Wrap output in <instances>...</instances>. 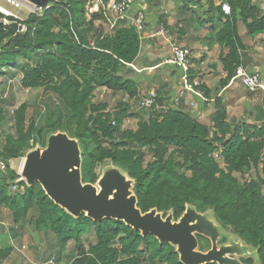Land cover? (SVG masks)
Wrapping results in <instances>:
<instances>
[{
  "label": "trees",
  "instance_id": "trees-1",
  "mask_svg": "<svg viewBox=\"0 0 264 264\" xmlns=\"http://www.w3.org/2000/svg\"><path fill=\"white\" fill-rule=\"evenodd\" d=\"M89 1L48 2L42 12L20 21L0 13V75L6 70L10 77L20 76L22 89L43 90L29 119L26 103L12 110L11 132L0 148V161L6 165L0 172V206L11 211L13 224L29 218L36 230L51 233L60 250L73 242L75 254L69 264H181L169 244H159L150 235L141 237L122 222L96 223L83 214L71 217L36 182L30 187L20 182L23 192L11 195L19 175L8 167L10 161L22 159L36 144L44 148L46 142H42L49 135L66 132L79 142L83 183H95L99 166L116 165L135 181L133 191L142 213L152 208L163 213L172 210L176 220L185 204L198 212L211 209L221 226L257 250L264 264V125L228 123L225 106L216 99L210 127L188 116L181 105L166 109V94L156 90L161 106L156 99L147 122H138L134 130L122 129L125 117L134 115L128 112V103L119 102L108 112L105 103H94L92 98L98 88L124 93L128 99L138 96V85L124 75L139 54L140 35L127 20L111 34L89 37L91 24L105 19L100 10L86 19L84 8ZM181 1L185 8L200 5V0ZM253 1L219 0L215 5L207 0L199 18L211 24L212 37L228 50L220 58L227 74L223 85L239 67L238 20L250 36L264 34V11ZM223 4L229 7L228 15L222 11ZM3 18L11 24H2ZM159 21L166 25L162 18ZM19 25L26 28L24 33L18 32ZM192 74L190 69L191 83ZM196 90L209 99L204 85ZM251 169L256 179L243 180ZM10 231L14 236L15 231ZM90 231L93 240L85 247L82 235ZM199 239V249L206 250L208 241ZM11 252V247L0 248V264ZM54 254L58 256L59 251ZM241 261L253 263L250 258ZM54 263L61 264L59 259Z\"/></svg>",
  "mask_w": 264,
  "mask_h": 264
},
{
  "label": "rangeland",
  "instance_id": "rangeland-1",
  "mask_svg": "<svg viewBox=\"0 0 264 264\" xmlns=\"http://www.w3.org/2000/svg\"><path fill=\"white\" fill-rule=\"evenodd\" d=\"M62 1L63 0H60L58 3ZM18 2H21L24 5L22 1ZM49 2L56 3L54 1ZM137 2L138 0H134L131 8H136L138 6ZM213 2L215 5L220 4L219 0H213ZM253 2L259 5L264 11V0H254ZM143 4L145 7L144 15H146V12H151L150 17L154 22V29H151V31L148 29L151 28L150 23L146 22L145 24V31L147 29L149 32L148 35H153L159 30V24L161 22L159 21L158 15L165 14L166 12L169 19L166 20V25L164 26H166L165 29L168 31V33H165L164 37L170 36L172 40L176 39L177 41H183L179 42L182 45H184V40H187L189 43V45L184 46L187 47L192 54L191 65L193 66L194 64V67H191L193 72L192 82L198 78V74L202 73V65H198L201 61L199 62V60L195 59L196 56L201 59V54H206V52H208V54L211 56L210 62L214 64V68H216V66L220 67L219 61H221V55L226 54L228 50L226 48H220L216 40L212 37L214 30H211L212 27H210L209 23L199 22V18L203 17V12H205L207 9V0H200V5L194 6L190 4L187 6V8L183 7L181 0H143ZM104 6V0H91L85 5V15L88 21L91 18V13L98 10H100L101 15L105 17L104 20L94 21L91 24V29L89 28L88 32L89 37L91 38H94V36L100 34L101 32L111 34L116 29V27H111L110 19L104 10ZM0 7L4 8L8 13H10V18H13L15 21L26 20L32 13L31 11L28 12L25 7H15L13 4L7 3L5 0H0ZM39 8L38 12H40L43 7ZM3 19L1 20L2 24H11V21H9L7 18H5V20ZM25 30V27L22 28L20 33H24ZM237 30L239 32L238 35L245 34L247 31V28L242 20H238ZM260 35L258 38L263 37ZM256 36L257 35H255V37ZM161 39L163 41L162 46L157 47L153 46L152 39H146L148 40V45H150V48L154 50L155 57L145 55L141 61V64H137L138 67L153 65V60L156 59L160 61L163 60V58H170V45L166 44L164 38ZM172 40L171 42H173ZM177 41L176 43H178ZM193 41H195V43ZM250 42L252 43L253 40ZM204 48L206 51L201 52V49ZM220 50L223 51L220 53ZM3 71V75H0V148L2 147L4 136L11 132L12 122L10 120V116L12 114V110L18 107L20 104L26 103L29 107L26 117L29 119L32 115L34 107L36 104H39L43 95V90L41 88L26 92L20 87L19 75L10 77V75L6 73V70ZM132 74L124 76L128 77L132 81H135V83L139 86L138 96L128 99L124 93L112 92L105 88H98L95 89L92 98V102L94 103H105L107 105L108 112L114 111L116 104L119 102L121 103L122 101H126L128 103V112L134 115L132 117H125L122 129L134 130L136 129L138 122H147L150 114L153 111L152 109H140L139 101L141 96L151 94L158 88L160 89V93L164 90L167 96V105L165 106L166 109L167 107L179 108V105H182V108L180 109L195 121L210 127L212 126L210 116L215 111L214 102L211 103L212 110H209L205 114L207 119L199 116L197 112L194 114V111L199 108V104H194L193 100H191V97L188 98L189 95L187 94H185L178 101V103L175 104L174 100L179 98V92L181 91V72L177 67L164 64V67H161L160 69L143 71L141 73L134 71ZM192 98H195V96L192 95ZM196 98L198 100L200 99L198 97ZM185 99H189L187 105H185ZM45 142L46 139L42 142V144ZM214 157H216V159L220 162L217 154H214ZM21 162V159L11 160L9 167L18 173L22 164ZM102 168V166H99L96 172L101 174ZM258 175L262 176V173L258 172ZM235 176L238 179L242 178L243 180L249 178L256 179L253 169L248 170L241 178L238 174ZM12 194L13 193L11 192V195ZM28 220L29 218L21 221L20 224H13L11 211L6 208V206H0V248H12L10 256L6 260L2 261L1 264H48L50 259L53 262L54 260L57 261L59 259L61 264H69L75 254V244L73 242H69L62 250H60L51 233H45L36 230L33 226V223H29ZM10 229L15 231L14 236ZM82 238L84 246L87 247V243L93 240V231H90L88 234H83ZM58 251L59 254L57 256L54 253H57ZM53 256L55 259H52Z\"/></svg>",
  "mask_w": 264,
  "mask_h": 264
},
{
  "label": "water",
  "instance_id": "water-1",
  "mask_svg": "<svg viewBox=\"0 0 264 264\" xmlns=\"http://www.w3.org/2000/svg\"><path fill=\"white\" fill-rule=\"evenodd\" d=\"M26 1L44 7L60 0ZM157 101L161 106V99ZM81 167L78 140L57 131L47 137L44 148L36 144L25 153L18 175L28 187L38 183L45 196L73 218L83 214L96 223L119 221L141 237L150 235L159 244H169L181 264H244L241 260L249 258L260 264L257 250L221 226L211 209L198 212L185 204L176 220L172 210L142 213L133 191L135 181L123 169L105 164L92 184L82 182ZM198 238L208 241L207 250L199 249Z\"/></svg>",
  "mask_w": 264,
  "mask_h": 264
},
{
  "label": "crops",
  "instance_id": "crops-1",
  "mask_svg": "<svg viewBox=\"0 0 264 264\" xmlns=\"http://www.w3.org/2000/svg\"><path fill=\"white\" fill-rule=\"evenodd\" d=\"M138 6L136 8H131L128 17L129 20H131L134 15L138 12H145V7L143 4V0H138ZM145 14V13H144ZM151 12H146V22L150 23V29H154V22L153 19L150 17ZM158 18H162L164 22L166 23V20L169 19L166 12L165 14H159ZM127 23V22H126ZM168 25V24H167ZM211 27V24H210ZM148 31L144 32V39L141 40L140 50L137 58L134 60L132 64L127 67L129 69V72L127 75L132 74L134 71L137 73H141L143 71H149L154 69H160L161 67H164V61L168 59L163 58V60L158 61L153 60V65H145L142 67H138L137 64H141L142 59L145 55L153 56L155 57L154 50L150 48V45H148ZM237 33L238 30H237ZM259 35L255 36H249L247 31L245 34L239 35L240 41H241V48H238V54H239V67H242L246 72L248 73H259L262 79V83L264 86V35L262 38H258ZM183 37V36H182ZM164 38V41L166 44L170 45H180L182 47H185L184 45H189L187 40H184V45L180 44L179 42L183 41H177L176 39L172 40L169 37H162L160 36H154L152 39L153 46H162V39ZM184 38V37H183ZM196 38V37H195ZM256 38V39H255ZM259 39V40H258ZM171 40L173 42H171ZM253 40L251 43L250 41ZM176 41L178 43H176ZM195 43V41H193ZM193 44V43H191ZM216 47V46H215ZM187 48V47H186ZM188 49V48H187ZM202 51H206L205 48L201 49ZM223 51V50H222ZM220 50V53L222 52ZM201 59L196 56L195 59L199 60L198 65H202L201 71L202 73L198 74V82L202 85H204L209 91H210V97L209 99L203 97L199 100L196 98H192V95H189L191 97V100H193L194 104H199V108H197L196 111H194V114L197 112V114L205 119V114L212 110V104L216 99H219L222 101L223 105L225 106V112H226V121L230 124H238L241 122H245L249 125H255V126H262L264 125V90H257L255 92H251L247 90L246 88L242 87L238 81H232L231 79L228 81L227 84H221V82L226 78V72L223 70V66L221 61H219L220 67L216 66L214 68V64L210 62V54L206 52V54H201ZM159 59V58H158ZM146 62V61H144ZM210 62V63H209ZM134 70H133V68ZM191 67H194L191 65ZM199 70V69H198ZM133 71V72H131ZM134 75V74H132ZM139 89V86H138ZM156 90H160L159 88ZM163 93L165 94L164 90ZM146 95V94H145ZM189 99H185V105H187V102ZM182 106V105H181Z\"/></svg>",
  "mask_w": 264,
  "mask_h": 264
},
{
  "label": "built area",
  "instance_id": "built-area-1",
  "mask_svg": "<svg viewBox=\"0 0 264 264\" xmlns=\"http://www.w3.org/2000/svg\"><path fill=\"white\" fill-rule=\"evenodd\" d=\"M5 1L7 3L13 4L15 7H19V6L25 7V9L28 12L29 11L32 12L31 14L37 13L39 11L38 10L39 7H34L29 2H24L23 0H18V1H22L24 5L21 2H18L17 0H5ZM133 1L134 0H107L104 6V10L106 11V14L108 15L110 19V24L112 28H115L116 26H118L120 22L128 20L134 26L136 32L140 35V39L143 40L145 37L142 36V32L145 29V23H146V17L144 13L143 12L136 13L131 20H129V17H128V13L131 9V5L133 4ZM47 5L48 3L43 8H45ZM222 11L226 15H228L230 12L228 5L223 4ZM1 13L5 17L7 16L10 17V13H8L7 11H5V13L3 12ZM22 28H24V26L19 25L18 32H20ZM165 33H168V31L165 29L163 24H159V30L155 34L149 35L148 37L149 38H153L154 36L164 37ZM191 55H192L191 52L186 47L172 44L171 50H170V58L164 61V64L175 66L181 72V76H180L181 91L179 92V98H176L174 100L175 104H177L178 101L185 94L194 95L200 98L202 97L201 93L198 90H196V87L199 86V82L194 80L191 83L189 81L188 73L191 69ZM231 80L238 81L242 87L246 88L247 90L251 92H255L259 89L264 90V86H263L260 74L259 73H248L242 67L236 68L235 73ZM25 91L28 92L29 90L27 89ZM155 101H156L155 92L148 94L146 96L143 95L141 96L140 101H139V108L140 109H152V106L155 104ZM21 161H23V158L21 159ZM5 169H6V165L0 161V172H4ZM20 182H22V179L19 176V178L14 182V184L10 188L12 193H15V192L22 193L23 192V188L18 185ZM48 264H55V263L52 260H50L48 261Z\"/></svg>",
  "mask_w": 264,
  "mask_h": 264
},
{
  "label": "bare ground",
  "instance_id": "bare-ground-1",
  "mask_svg": "<svg viewBox=\"0 0 264 264\" xmlns=\"http://www.w3.org/2000/svg\"><path fill=\"white\" fill-rule=\"evenodd\" d=\"M24 2H27L26 0H23ZM31 4V3H30ZM34 7H36L35 5H33ZM5 9L4 8H2V7H0V12H3V13H5Z\"/></svg>",
  "mask_w": 264,
  "mask_h": 264
},
{
  "label": "flooded vegetation",
  "instance_id": "flooded-vegetation-1",
  "mask_svg": "<svg viewBox=\"0 0 264 264\" xmlns=\"http://www.w3.org/2000/svg\"><path fill=\"white\" fill-rule=\"evenodd\" d=\"M198 239H199V238H198ZM199 241H200V239H199ZM208 248H209V246H208ZM208 248H207V249H208ZM207 249H206V250H207Z\"/></svg>",
  "mask_w": 264,
  "mask_h": 264
},
{
  "label": "clouds",
  "instance_id": "clouds-1",
  "mask_svg": "<svg viewBox=\"0 0 264 264\" xmlns=\"http://www.w3.org/2000/svg\"><path fill=\"white\" fill-rule=\"evenodd\" d=\"M200 84V83H199ZM148 95V94H147ZM156 99H157V97H156Z\"/></svg>",
  "mask_w": 264,
  "mask_h": 264
}]
</instances>
